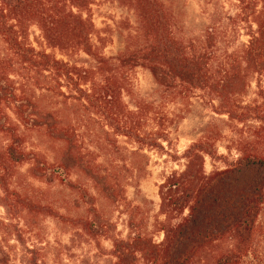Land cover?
Here are the masks:
<instances>
[{
    "label": "rangeland",
    "instance_id": "374dc122",
    "mask_svg": "<svg viewBox=\"0 0 264 264\" xmlns=\"http://www.w3.org/2000/svg\"><path fill=\"white\" fill-rule=\"evenodd\" d=\"M162 1L173 34L191 52L205 40L209 26L218 28L210 48L214 68H219L226 52L249 39L244 25L233 29L227 18L235 15L238 0ZM88 13L95 25L92 41L105 56L138 43L136 14L125 0H92ZM17 36L19 49L0 36L2 81L8 90L15 88L16 95L34 100L38 110L53 113L57 124L50 130L46 125L26 126L8 99L0 103L2 122L11 126L0 129V264H115V240L141 234L160 243L162 228L186 214L187 210L179 215L162 213L159 185L183 169L182 154L193 142L210 136L217 155L223 156H205L206 173L227 166L242 151L264 149V121L258 119L264 116V80L258 76L246 77L233 97L225 99V108L247 115L238 121L219 113L224 101L203 87L205 83L166 99L148 68L132 67L123 102L134 109L139 100L154 101L170 118L169 141L162 149L150 148L117 134L99 114L85 109L68 81L59 84L49 71L32 66L27 48L78 66H89V56L49 46L32 23ZM9 96L8 92L5 98ZM10 144L25 154L23 161L8 156ZM87 220H93L101 233L90 234L84 228ZM229 252L235 253L232 264H264V204L247 251H239L235 240L226 236L201 250L192 264H216Z\"/></svg>",
    "mask_w": 264,
    "mask_h": 264
},
{
    "label": "trees",
    "instance_id": "16d2710c",
    "mask_svg": "<svg viewBox=\"0 0 264 264\" xmlns=\"http://www.w3.org/2000/svg\"><path fill=\"white\" fill-rule=\"evenodd\" d=\"M91 2L0 0V36L11 48L19 49L17 34L32 23L49 46L64 52H84L89 56V66L70 64L33 46L27 48L32 66L49 71L59 84L60 80L68 81L67 86H73L85 109L99 114L117 134L144 147L163 148V142L169 141L170 118L154 101L139 100L134 109L123 102L121 94L129 80V70L136 65L149 69L162 98L186 95L192 87L205 83L203 87L224 101V110L219 113L230 119L246 120L245 113L225 108V99L233 97L246 77L264 80V0H238L235 15L227 16L233 29L244 25L249 39L226 52L219 68H214L210 50L215 45L218 28L209 26L205 40L191 52L187 43L173 34L169 12L162 0H125L136 14L138 43L117 55L105 56L92 41L95 25L88 13ZM3 77L0 75V103L8 99L17 118L26 126L46 125L49 130L56 127L57 117L53 113L38 110L34 100L16 95L15 88L8 90ZM8 92L11 96L5 98ZM259 117L263 122L264 116ZM10 128L0 116V129ZM7 153L13 161L25 159V154L13 144L8 146ZM182 156L183 169L173 171L159 185V197L160 210L165 215H179L187 210L186 214L181 221L162 228L160 243L141 234L115 240V264H137L138 259L143 264H192L201 250L226 236L235 240L239 251L248 250L264 204V149L253 147L242 151L227 166L209 173L204 168L205 156L223 157L217 155L210 136L193 142ZM84 228L90 234L102 231L93 220L85 221ZM234 255L225 253L216 259V264H232Z\"/></svg>",
    "mask_w": 264,
    "mask_h": 264
}]
</instances>
